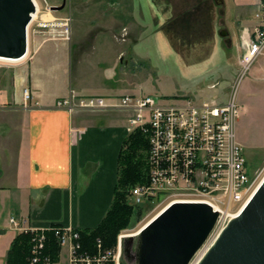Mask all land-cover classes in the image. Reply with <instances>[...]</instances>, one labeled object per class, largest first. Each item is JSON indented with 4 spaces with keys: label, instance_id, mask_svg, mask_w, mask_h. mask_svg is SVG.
<instances>
[{
    "label": "rangeland",
    "instance_id": "rangeland-1",
    "mask_svg": "<svg viewBox=\"0 0 264 264\" xmlns=\"http://www.w3.org/2000/svg\"><path fill=\"white\" fill-rule=\"evenodd\" d=\"M37 2L39 18L29 27V55L16 62L0 59V118L11 126V131L18 130V115L22 110L19 105L22 101L30 103L31 94L26 92L25 84L30 70L33 80L32 73L40 69L42 53L43 60L44 57L45 60L61 58L63 65L53 64L51 68L66 77L67 82L70 73L84 75L87 67L93 65L90 71L96 69L93 73L97 75L96 84L108 89L114 87L119 94L111 96L116 98L125 94L155 95L165 103H173L174 97L186 96L200 102L216 98L224 102L236 92L241 107L238 139L245 149L251 176L256 180L255 187L260 186L264 180V53L238 81L239 60L244 52L242 36L256 23L255 0ZM62 6V10H53ZM67 20L70 34L64 41L51 26H38L40 22L51 25ZM63 30L56 31L62 33ZM45 41H48L44 46L47 49L35 56L38 46ZM56 50L59 54L51 59L50 54ZM101 63L109 64V68L103 71ZM50 82L60 83L61 78ZM131 189L128 202L135 209L134 217L129 227L119 234L117 245L121 235L138 234L166 208L163 204L136 207ZM59 262H63L62 259ZM121 264L134 262L123 255Z\"/></svg>",
    "mask_w": 264,
    "mask_h": 264
},
{
    "label": "built area",
    "instance_id": "built-area-1",
    "mask_svg": "<svg viewBox=\"0 0 264 264\" xmlns=\"http://www.w3.org/2000/svg\"><path fill=\"white\" fill-rule=\"evenodd\" d=\"M255 5L256 23L242 36L244 52L239 60V82L264 53V0H255ZM38 26H51L59 39H69V20L51 25L40 22ZM60 27L64 28L62 33L56 31ZM57 107L68 112L128 113V131H141L149 141V179L131 189L133 204L136 207L163 204L166 208L174 203L208 204L218 218L207 248L245 209L257 190L245 149L238 139L241 107L236 92L224 102H218L217 98L202 102L178 98L165 103L159 96L82 97L70 91L67 97L58 100ZM10 224L18 232L33 236L29 264H55L44 254L48 231H53L58 243L67 249L65 264L121 262L125 235L120 236L114 250H104L98 239V252L90 254L82 251L80 235L73 228L53 226L37 230L16 218H11Z\"/></svg>",
    "mask_w": 264,
    "mask_h": 264
},
{
    "label": "crops",
    "instance_id": "crops-1",
    "mask_svg": "<svg viewBox=\"0 0 264 264\" xmlns=\"http://www.w3.org/2000/svg\"><path fill=\"white\" fill-rule=\"evenodd\" d=\"M48 41L38 46L35 56L47 49ZM58 54L57 50L51 53V59ZM41 55L33 80L31 70L27 76L25 89L31 99L19 105L18 130L11 131L0 118V264H7L8 252L19 235L11 218L37 230L52 226L95 229L112 205L119 156L129 136L128 113L68 112L57 107L58 100L70 91L81 96L116 95L114 87L96 84V69L90 71L93 65L84 75L70 73L67 82L51 68L62 66L61 58L43 60ZM100 67L104 71L109 64ZM56 77L61 82L52 84L50 80ZM61 259H65L63 254Z\"/></svg>",
    "mask_w": 264,
    "mask_h": 264
},
{
    "label": "water",
    "instance_id": "water-1",
    "mask_svg": "<svg viewBox=\"0 0 264 264\" xmlns=\"http://www.w3.org/2000/svg\"><path fill=\"white\" fill-rule=\"evenodd\" d=\"M35 12L33 0H0V58L19 60L28 55L29 26ZM217 218L208 204L174 203L138 234L125 238L124 256L134 264H191ZM197 264H264V180Z\"/></svg>",
    "mask_w": 264,
    "mask_h": 264
},
{
    "label": "trees",
    "instance_id": "trees-1",
    "mask_svg": "<svg viewBox=\"0 0 264 264\" xmlns=\"http://www.w3.org/2000/svg\"><path fill=\"white\" fill-rule=\"evenodd\" d=\"M148 153L149 141L141 131H135L128 136L119 156V179L109 211L95 229L78 230L83 252L96 254L98 239H101L104 250L113 249L117 245L119 234L129 227L135 209L128 202V191L131 187L148 182ZM140 213L139 211V216ZM46 235L44 254L53 263H58L62 258L63 248L53 231L46 232ZM32 237L30 233H22L15 238L7 255V264H29Z\"/></svg>",
    "mask_w": 264,
    "mask_h": 264
},
{
    "label": "bare ground",
    "instance_id": "bare-ground-1",
    "mask_svg": "<svg viewBox=\"0 0 264 264\" xmlns=\"http://www.w3.org/2000/svg\"><path fill=\"white\" fill-rule=\"evenodd\" d=\"M34 2H35V5H36V12L33 14V19H36L37 18V15L39 14V4H38V2H37V0H33ZM27 57V56H26ZM25 57V58H26ZM1 60H7V61H20V60H22V59H19V60H11V59H5V58H0ZM24 59V58H23ZM238 67V66H237Z\"/></svg>",
    "mask_w": 264,
    "mask_h": 264
}]
</instances>
